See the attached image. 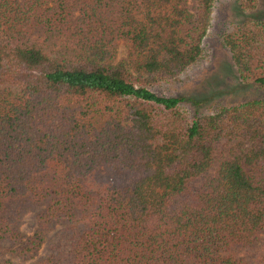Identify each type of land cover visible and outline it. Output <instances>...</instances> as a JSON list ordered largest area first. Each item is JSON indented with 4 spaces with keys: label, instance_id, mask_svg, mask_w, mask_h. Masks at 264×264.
Here are the masks:
<instances>
[{
    "label": "trees",
    "instance_id": "16d2710c",
    "mask_svg": "<svg viewBox=\"0 0 264 264\" xmlns=\"http://www.w3.org/2000/svg\"><path fill=\"white\" fill-rule=\"evenodd\" d=\"M234 2L221 41L264 92V11ZM212 4L0 0V255L58 225L31 264H243L260 240L264 264V96L189 116L151 90L200 58Z\"/></svg>",
    "mask_w": 264,
    "mask_h": 264
},
{
    "label": "rangeland",
    "instance_id": "374dc122",
    "mask_svg": "<svg viewBox=\"0 0 264 264\" xmlns=\"http://www.w3.org/2000/svg\"><path fill=\"white\" fill-rule=\"evenodd\" d=\"M257 1L256 10L264 11V0ZM235 8L234 0H213L211 21L202 41L200 58L175 80L152 86L151 90L158 95L182 96L184 100L180 106L189 116L211 113L221 106L264 96L261 90L239 80L230 52L221 41L222 34L236 21ZM117 50L118 57L125 54L121 44ZM100 175L114 180L124 178L121 172L106 168L101 169ZM35 228L34 209L27 207L21 214L19 229L29 234ZM61 237L59 226L56 225L46 231L45 240L33 255H0V264H31L54 254L62 247ZM261 245L260 240L251 248L238 250L243 264H258L257 257L261 252Z\"/></svg>",
    "mask_w": 264,
    "mask_h": 264
}]
</instances>
